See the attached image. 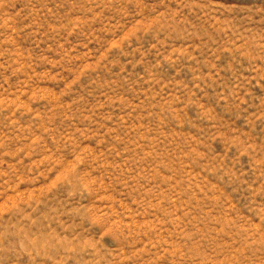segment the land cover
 I'll list each match as a JSON object with an SVG mask.
<instances>
[{"label": "rangeland", "instance_id": "374dc122", "mask_svg": "<svg viewBox=\"0 0 264 264\" xmlns=\"http://www.w3.org/2000/svg\"><path fill=\"white\" fill-rule=\"evenodd\" d=\"M0 264H264V0H0Z\"/></svg>", "mask_w": 264, "mask_h": 264}]
</instances>
